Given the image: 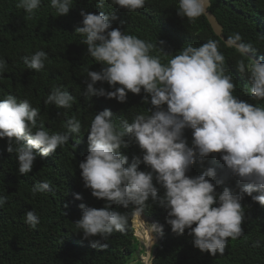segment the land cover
I'll return each instance as SVG.
<instances>
[{
  "label": "clouds",
  "instance_id": "9594fccd",
  "mask_svg": "<svg viewBox=\"0 0 264 264\" xmlns=\"http://www.w3.org/2000/svg\"><path fill=\"white\" fill-rule=\"evenodd\" d=\"M111 3L134 12L144 8L146 0ZM41 4L42 0H18L16 7L31 17ZM72 4L73 0H50L56 16L67 15ZM211 5L212 0H178L177 15L195 23ZM97 7H104L103 0H98ZM80 15L82 26L76 27L75 33L84 37L87 54L103 65L100 71L86 69L85 98L99 96L126 103L129 92L139 95L143 90L142 103L151 107L149 114H138L131 123L124 120L122 126L115 123L109 109L97 112L91 120L88 153L79 169L84 187L106 203L99 209L80 204L77 229L84 239L99 238L93 239V247L106 248L101 241H107L113 232H124L128 222V217L113 211L112 205L125 209L131 205L140 214L151 200L167 211L165 223L173 233L183 235L187 229L194 247L212 256L223 255L229 238L244 235V195L264 206V106L233 95V75L225 67V56L216 40L209 39L199 47L189 43L162 64L161 56L151 55L152 51L159 48L165 57L170 53L113 28L105 12L81 11ZM229 44L250 61L237 64V70L250 81V99L264 100V62L250 55L256 51L253 44L244 43L239 33L229 38ZM47 58L45 51L38 50L24 57V63L27 69L40 71ZM5 67L6 61L0 58V72ZM97 82H107L114 90L97 88ZM74 99L63 86L54 85L44 103L67 109ZM39 115L40 109L28 99L18 101L9 94L0 100V139L6 138L7 151L16 154L21 175L32 171L37 155L49 156L67 144L72 134L81 132V122L73 116L66 121V132L50 133L42 123L37 124ZM186 129L192 132L191 146L184 135ZM132 143L138 145L142 156H134L129 164L120 149ZM215 153L221 154L224 176L237 178L238 192L228 187L217 192L223 181L216 180L214 167L200 175L187 174L192 165ZM141 164L147 170H140ZM161 189L163 194L158 195ZM49 190L50 183L44 180L35 183L31 193L35 196ZM76 199L82 196L77 194ZM6 203L7 196L0 195V207ZM24 222L36 229L40 218L30 210ZM151 228L163 233L164 225Z\"/></svg>",
  "mask_w": 264,
  "mask_h": 264
},
{
  "label": "trees",
  "instance_id": "16d2710c",
  "mask_svg": "<svg viewBox=\"0 0 264 264\" xmlns=\"http://www.w3.org/2000/svg\"><path fill=\"white\" fill-rule=\"evenodd\" d=\"M17 2L0 0V58L6 61L5 69L0 72V100L9 94L18 101L28 99L33 107L40 109L37 124L42 123L50 133L66 132V121L73 116L81 122L82 128L49 156L37 155L27 175L19 174L16 154L7 151L6 138L0 139V195L7 196V203L0 207V264H131L141 247L134 233V206L125 209L112 205V210L125 214L128 222L124 232H113L107 241H101L106 248L93 247V239L99 238L84 239L77 229L75 222L82 215L80 204L99 209L106 203L93 197L91 189L84 187L79 163L88 153V131L97 112L111 110L115 123L122 126L124 120L131 123L136 115L149 114L151 105L142 103L143 90L139 95L129 92L126 103L99 96L85 98L86 69L100 71L103 65L87 54V46L82 43L84 37L75 33V28L82 26L81 11H103L109 15L113 28L157 44L170 53L165 57L159 48L152 51L151 55L161 56L162 64L189 43L199 47L209 39L216 40L219 51L225 56V67L233 75L236 85L233 95L250 104L264 106V100L250 99L248 76L237 70L238 62L243 60L247 65L250 61L214 32L205 15L195 23L179 17L178 0H146L145 7L134 12L112 4L111 0H103V8L97 7L98 0H73L69 13L61 16H56L50 0H42L31 17L16 7ZM210 10L224 26L227 39L239 33L244 43L253 44L256 49L253 56L264 62V0H212ZM161 41L164 43L160 44ZM38 50L47 53L44 68L27 69L24 57ZM54 85L63 86L75 98L71 108L58 109L44 103ZM95 86L114 90L107 82H97ZM184 135L191 146V130L186 129ZM120 151L128 156L129 164L134 156H142L134 143ZM220 156V153L209 155L203 163L198 161L192 165L187 174L200 175L208 167H214L216 180L223 181L217 185V192L225 187L238 192L237 178L224 176ZM140 170L147 169L141 164ZM44 180L49 181L50 190L33 196L32 186ZM77 194L82 199H76ZM162 194L161 189L158 195ZM241 203L245 211L244 235L236 240L229 238L225 253L212 256L193 246L187 229L183 235L173 233L165 223L167 211L148 201L142 213L164 225L151 264H264V206L247 195ZM30 210L40 218L36 229H30L24 222V215Z\"/></svg>",
  "mask_w": 264,
  "mask_h": 264
},
{
  "label": "rangeland",
  "instance_id": "374dc122",
  "mask_svg": "<svg viewBox=\"0 0 264 264\" xmlns=\"http://www.w3.org/2000/svg\"><path fill=\"white\" fill-rule=\"evenodd\" d=\"M140 219V220H139ZM157 224L155 219L145 217V215L135 214L133 227L135 236L141 241V247L136 252V259L131 264H151L155 245L159 241V231H153L151 226ZM155 244L153 243V239ZM144 248V250H142Z\"/></svg>",
  "mask_w": 264,
  "mask_h": 264
},
{
  "label": "water",
  "instance_id": "95a60500",
  "mask_svg": "<svg viewBox=\"0 0 264 264\" xmlns=\"http://www.w3.org/2000/svg\"><path fill=\"white\" fill-rule=\"evenodd\" d=\"M205 16L207 17L208 21L210 22L214 32L228 45V46H233L234 45H230L229 44V39H227V37L224 35V26L219 22L218 18L216 17V15L214 13L211 12L210 7L207 9V13L205 14ZM250 55L253 56V54L250 53ZM253 58L255 60L260 61L259 59H257L256 57L253 56ZM141 214H143L141 212ZM144 215V214H143Z\"/></svg>",
  "mask_w": 264,
  "mask_h": 264
},
{
  "label": "bare ground",
  "instance_id": "6f19581e",
  "mask_svg": "<svg viewBox=\"0 0 264 264\" xmlns=\"http://www.w3.org/2000/svg\"><path fill=\"white\" fill-rule=\"evenodd\" d=\"M143 215V214H142ZM146 217V216H145ZM140 220V219H139Z\"/></svg>",
  "mask_w": 264,
  "mask_h": 264
}]
</instances>
